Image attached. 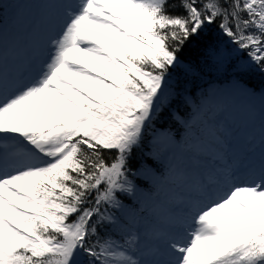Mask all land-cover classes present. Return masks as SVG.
<instances>
[{
	"label": "snow or ice",
	"instance_id": "6c2138e0",
	"mask_svg": "<svg viewBox=\"0 0 264 264\" xmlns=\"http://www.w3.org/2000/svg\"><path fill=\"white\" fill-rule=\"evenodd\" d=\"M21 7L0 0V264H264V87L244 82L264 76V0H33L22 56L9 24ZM200 45L258 96L261 151L220 152L191 174L168 160L154 186L186 191L149 208L134 150L165 109L189 103L181 78L197 66L181 57Z\"/></svg>",
	"mask_w": 264,
	"mask_h": 264
},
{
	"label": "bare ground",
	"instance_id": "6f19581e",
	"mask_svg": "<svg viewBox=\"0 0 264 264\" xmlns=\"http://www.w3.org/2000/svg\"><path fill=\"white\" fill-rule=\"evenodd\" d=\"M33 2V0H30ZM36 21L35 10L31 7H25L21 19L14 21V29L16 32L15 48L17 55H23L25 48L31 37V30ZM13 25V22H11ZM203 108L212 106L217 113L214 121H211L208 127L204 129L200 137L205 134V142L200 138L194 143L196 150H198L200 172L214 164H219V160L214 157L224 152L229 158L237 154L255 153L259 154L261 151V130L259 120V105H256L255 98L251 99L241 93L239 88L227 89L221 87L208 92L207 98ZM250 106L254 112L250 111ZM201 109V110H202ZM221 125L224 126V132L217 133L221 135L222 141H218L213 134ZM173 143L176 141L171 137ZM181 145V144H180ZM226 145V147H225ZM184 146L183 144L181 145ZM202 156V157H201ZM150 176L152 172H147ZM171 186L174 189L186 191L185 183H178L172 181ZM161 196L164 200L165 206L169 202L178 199L180 196L169 193V191L162 190Z\"/></svg>",
	"mask_w": 264,
	"mask_h": 264
},
{
	"label": "trees",
	"instance_id": "16d2710c",
	"mask_svg": "<svg viewBox=\"0 0 264 264\" xmlns=\"http://www.w3.org/2000/svg\"><path fill=\"white\" fill-rule=\"evenodd\" d=\"M3 2H15L17 0H3ZM212 31L210 38L215 39L219 32L216 29V25H212ZM223 42H227L226 37H221ZM182 59L190 60L197 66V71L193 77H190L185 83L182 79V84L186 86L187 91L191 93L187 97L188 104L182 101H176L170 108L165 109L159 116V119L155 121L151 128L148 129L144 143L136 150H134L132 166L135 168L138 162L142 165V170H150L161 176L166 171L165 164L167 160L163 156V150L159 146H156L152 142L153 135L157 129H162L167 132L176 140H183L188 138L189 130L185 127V121H188L198 105L200 93L207 88L211 83L222 84L234 83V78L228 73H221L217 71L212 61H205L203 56V45L190 46L184 49ZM248 87L254 88L259 92L261 87H264V76L259 72L253 73L251 76L246 77L244 81ZM179 113L175 118L174 113ZM195 127L192 128L191 133L194 132ZM155 153V154H154ZM114 151H104L103 155L106 161L110 162L111 157L115 156ZM159 157V159L157 158ZM159 169V171H157ZM135 182L139 189V193L147 194L150 191L155 193L151 198L146 200L147 205L153 204L158 196L159 185L154 186L153 181L147 179L144 175H137ZM141 200H145V196L139 197ZM131 199V198H129ZM127 203V201H125ZM136 201H133V205ZM143 224V221H142Z\"/></svg>",
	"mask_w": 264,
	"mask_h": 264
},
{
	"label": "rangeland",
	"instance_id": "374dc122",
	"mask_svg": "<svg viewBox=\"0 0 264 264\" xmlns=\"http://www.w3.org/2000/svg\"><path fill=\"white\" fill-rule=\"evenodd\" d=\"M17 3H19L22 7L20 9L17 10V14L14 17V21H17L18 19H21L23 11H24V5H29L32 2L30 0H17ZM11 22L13 21H9L10 26L12 27V30L14 31L15 35V27L11 24ZM214 63V62H213ZM222 73V72H221ZM227 87V89H231V88H237L235 86V83H222V84H213L211 83L207 88H205L199 95V100H198V105L201 104V102L203 101V99L207 98L208 96V92L214 89H220L221 87ZM249 88V87H248ZM253 99V98H251ZM256 100V105H259V99L258 97L255 98ZM197 109V107H196ZM196 109L194 110V112L192 113L190 119L188 121H191L192 116L194 115ZM202 114H201V118L200 120L197 121V123L195 124L194 127L195 130L194 132L188 136V138L183 139V141H180V144H184L185 147H187L186 149H188V152H181L180 150V144H169V143H164V146L167 145V148H163V152H164V157L166 160H172L173 163H175L177 165L178 170H183L186 174H191L193 172H200L199 169V161L201 158H198V150H196L194 143L197 141V139H201L203 142H205L206 140L205 138V134L203 133V137H200L202 132L204 131V129L206 127H208V125L210 124L211 121H214L215 118L217 117V113L214 111L212 106L206 107L204 109L201 110ZM186 127V124H184ZM187 128V127H186ZM155 133H165L163 130L161 129H157L155 131ZM166 134V133H165ZM154 136V135H153ZM153 141V138H152ZM159 145V143H158ZM171 152H175V153H179L181 154V156L183 158H180V160H178V157H176L174 154H171ZM202 157V156H201ZM144 171V175L146 177H151L147 171ZM175 182L178 183H182L181 180L176 179L174 180ZM172 181L167 182V183H161L159 190H158V196L156 201L149 205L148 207L151 208L154 205H162L165 206L164 200L161 196V192L162 190H166L169 191V193H173L176 194L178 196H181L184 194V190H180V189H174L171 186ZM149 221H151V217L148 218Z\"/></svg>",
	"mask_w": 264,
	"mask_h": 264
}]
</instances>
